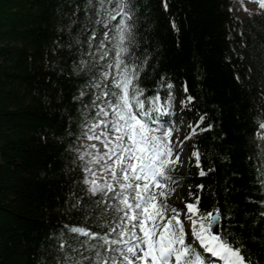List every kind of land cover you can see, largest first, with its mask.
<instances>
[{
  "label": "trees",
  "instance_id": "obj_1",
  "mask_svg": "<svg viewBox=\"0 0 264 264\" xmlns=\"http://www.w3.org/2000/svg\"><path fill=\"white\" fill-rule=\"evenodd\" d=\"M80 2L0 0V264H56L61 230L84 224L69 192L86 199L80 191L86 175L83 163H72L76 153L69 145L82 146L78 125L92 92L83 87L86 77L71 74L74 57L61 47L63 25ZM231 2L168 0L165 12L161 0H137V55L148 57L140 83L146 96L154 95L161 76L173 82L174 92L186 84L183 98L195 99L188 108L179 103L181 121L195 124L207 113L200 127L213 125L187 143L190 156L195 144L201 166L215 170L199 176L191 157L185 172L172 173L184 189L174 206L186 212L188 186L195 192L203 183L201 214L216 207L222 217L231 212L220 223L231 225L252 264H264V217L257 203L264 199L257 171L264 173V157L256 146L264 118V10L232 32ZM77 15L83 18V12ZM82 88L86 95L73 99Z\"/></svg>",
  "mask_w": 264,
  "mask_h": 264
},
{
  "label": "snow or ice",
  "instance_id": "obj_2",
  "mask_svg": "<svg viewBox=\"0 0 264 264\" xmlns=\"http://www.w3.org/2000/svg\"><path fill=\"white\" fill-rule=\"evenodd\" d=\"M161 2L167 12L168 0ZM254 2L264 10V0ZM138 11L137 0H81L70 15L66 14L69 19L62 31L67 39L61 47L74 57L71 74L86 77L83 87L96 90L81 112L84 118L76 139L98 141L103 151L96 143L83 149L69 145V150L76 153L74 165L90 157L81 169L88 173L82 177L85 187L80 189L87 198L82 200L76 192H69L84 224L65 225L67 231L61 230L56 264H252L239 238L228 230L231 225L220 223L232 218L231 212L222 217L216 207L201 214L203 183L196 185L195 192L190 184L188 199L180 197L185 199L186 212L167 203L169 195L176 192L172 185L181 179L172 173L183 163L180 155L184 141L213 125L201 128L207 113L200 114L195 124L189 121L190 131L183 140L173 139V82L161 76L154 95L148 96L140 83L148 57L137 55ZM80 12L82 19L77 15ZM171 27L177 29L175 21ZM161 89L166 91L165 97ZM183 91L188 92L186 84ZM85 95L82 88L79 97L73 99ZM194 99L186 95L180 101L181 108H188ZM68 134L73 135L70 131ZM256 137L259 154L264 157V120L258 122ZM201 156L193 144L191 157L195 158L198 175L204 177L215 168L206 171ZM91 165L100 167L93 170ZM257 171L264 195V173ZM98 172L104 175L97 178ZM257 203L262 208L259 216L264 217V199ZM89 222L96 228L88 227ZM189 222L191 241L185 230ZM214 226L219 231H214Z\"/></svg>",
  "mask_w": 264,
  "mask_h": 264
},
{
  "label": "rangeland",
  "instance_id": "obj_3",
  "mask_svg": "<svg viewBox=\"0 0 264 264\" xmlns=\"http://www.w3.org/2000/svg\"><path fill=\"white\" fill-rule=\"evenodd\" d=\"M231 10L233 13V24L231 27L232 32L235 31H241V22L243 21V19L253 16L255 14H257L261 9H259L258 7V3L254 2V0H232L231 2ZM231 38H234L233 34L231 35ZM90 91L93 93L94 91H96L93 88H90ZM98 94V93H97ZM183 87L182 88H177V91L175 92V100H174V109H173V115L172 117H170V119L175 120L176 121V131L174 132V136L173 139L176 140V138L178 137L179 140H183L184 136H186L187 130L189 129V123L187 122H183L181 121V117L179 115V113H177V108L179 107V103L180 101L183 99ZM95 112V109L93 110V113ZM264 120V118L262 119ZM92 143H96L98 146V149L100 151H103L102 145L100 144V142L98 141H90V140H83L82 141V146L81 149L87 147L89 144ZM174 147H176V145H174ZM89 151H94L93 149H89ZM90 159V157H86L85 161H80L81 163H86L87 160ZM180 159L181 161H183L182 165H178L176 170L173 173H183L187 170L189 162L191 160V156H190V151H189V146L187 143V140L184 141L183 144V151L181 152L180 155ZM99 165H91L90 167L95 168ZM262 170L264 171V164L262 165ZM86 176H88V173H86ZM172 187L176 188V192L174 194H170L167 203L170 206H174V203L177 201L178 197L184 193V189L181 188L180 186V182L178 181L177 184L172 185ZM185 218H183V213L181 215V220L183 221ZM185 230L186 232L189 233V240L191 241V236H190V232H191V226H190V222L186 223L185 225ZM196 246L199 248L198 242H196ZM202 251V249H200ZM207 253H204V255H206ZM208 256L210 254H207Z\"/></svg>",
  "mask_w": 264,
  "mask_h": 264
},
{
  "label": "water",
  "instance_id": "obj_4",
  "mask_svg": "<svg viewBox=\"0 0 264 264\" xmlns=\"http://www.w3.org/2000/svg\"><path fill=\"white\" fill-rule=\"evenodd\" d=\"M214 231H219V227L214 226Z\"/></svg>",
  "mask_w": 264,
  "mask_h": 264
}]
</instances>
